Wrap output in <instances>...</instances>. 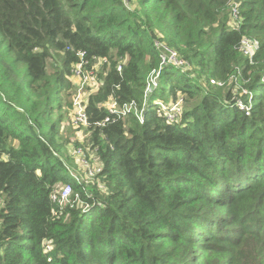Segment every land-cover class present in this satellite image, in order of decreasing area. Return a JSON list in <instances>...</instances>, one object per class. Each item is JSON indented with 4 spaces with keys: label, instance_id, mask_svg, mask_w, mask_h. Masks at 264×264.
<instances>
[{
    "label": "trees",
    "instance_id": "obj_1",
    "mask_svg": "<svg viewBox=\"0 0 264 264\" xmlns=\"http://www.w3.org/2000/svg\"><path fill=\"white\" fill-rule=\"evenodd\" d=\"M158 67L143 121L98 124L108 101L142 107ZM180 97L170 122L159 102ZM0 198V264H264V0H0Z\"/></svg>",
    "mask_w": 264,
    "mask_h": 264
},
{
    "label": "built area",
    "instance_id": "obj_2",
    "mask_svg": "<svg viewBox=\"0 0 264 264\" xmlns=\"http://www.w3.org/2000/svg\"><path fill=\"white\" fill-rule=\"evenodd\" d=\"M232 14L235 18L239 16V7L236 3H234L232 7ZM160 44L159 42L157 43ZM260 41L257 38L245 37L241 41L240 48L244 52V54L248 56H253L254 53L259 49ZM163 63H170L172 66L179 67L183 70L190 68V63L180 57H178L175 51H171L170 54H165L162 58ZM122 66L119 65L118 69L121 70ZM162 74V68L158 67L154 69L147 79V85L145 88V100L143 106L136 100H132L130 102L119 103L116 100L108 101L107 108L109 114L102 121L98 122L99 125L104 126L109 122L115 121L120 118H125L127 115L133 113L140 121L144 120V106L147 104L148 95L151 94L156 88L159 87L160 79ZM76 75H84L86 79H89L88 84L91 83V79L93 76V71L85 72L82 70V64L78 65L76 70ZM215 82V81H213ZM221 84V83H219ZM163 111H165L166 117L170 122L180 121L182 118L183 110L182 103L183 98H178L175 102L170 105L165 104L164 102H159ZM242 107L244 105L240 103ZM72 122L74 125H88V113L86 111V105L84 104L83 97L80 92L76 93V96L73 100V108L71 113ZM77 156H80V162L83 166L87 167L90 175H94L95 171L92 169L91 158L88 159L84 156V152L82 148L76 150ZM73 193L71 184H65L59 192H54L53 200L57 201L60 205H67L71 202V195ZM51 245L49 244L47 249L51 250Z\"/></svg>",
    "mask_w": 264,
    "mask_h": 264
},
{
    "label": "rangeland",
    "instance_id": "obj_3",
    "mask_svg": "<svg viewBox=\"0 0 264 264\" xmlns=\"http://www.w3.org/2000/svg\"><path fill=\"white\" fill-rule=\"evenodd\" d=\"M75 80L77 81L76 85L78 86L76 93L80 92L83 99L84 98L87 99L88 95H89V92H88V85H89L88 81H89V79H86L84 75H76ZM163 82H164V80L162 79L161 83H163ZM70 117H71V114H70ZM70 121H71V119H70ZM70 121H69V123H70ZM74 126L79 127V125H77V126L74 125ZM67 129L68 128H62V132L66 131ZM75 130H76V133H75L74 138L78 139L80 142L85 141L87 139V137L89 136V133H87V131L84 128L75 129ZM68 149L72 153H74L75 157L79 158V156H77V154H76L77 148L75 145H72V144L69 145ZM74 160H75L74 165L73 164L70 165V171H71L72 176L79 179V180H83V179L91 180L92 176L90 175L88 168L83 166L80 161H78L76 159H74ZM1 203H2V200L0 198V206H1Z\"/></svg>",
    "mask_w": 264,
    "mask_h": 264
}]
</instances>
